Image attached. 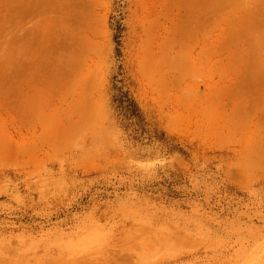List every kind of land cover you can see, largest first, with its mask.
<instances>
[{"label": "rangeland", "instance_id": "1", "mask_svg": "<svg viewBox=\"0 0 264 264\" xmlns=\"http://www.w3.org/2000/svg\"><path fill=\"white\" fill-rule=\"evenodd\" d=\"M0 264H264V0H0Z\"/></svg>", "mask_w": 264, "mask_h": 264}]
</instances>
